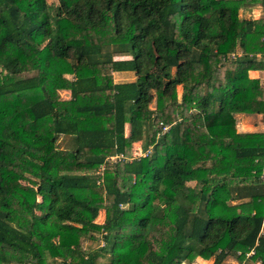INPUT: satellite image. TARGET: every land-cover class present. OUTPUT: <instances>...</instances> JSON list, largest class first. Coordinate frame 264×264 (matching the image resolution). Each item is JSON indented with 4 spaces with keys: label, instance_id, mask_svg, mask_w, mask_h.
Returning <instances> with one entry per match:
<instances>
[{
    "label": "trees",
    "instance_id": "obj_1",
    "mask_svg": "<svg viewBox=\"0 0 264 264\" xmlns=\"http://www.w3.org/2000/svg\"><path fill=\"white\" fill-rule=\"evenodd\" d=\"M257 3L0 0V264H264Z\"/></svg>",
    "mask_w": 264,
    "mask_h": 264
},
{
    "label": "rangeland",
    "instance_id": "obj_2",
    "mask_svg": "<svg viewBox=\"0 0 264 264\" xmlns=\"http://www.w3.org/2000/svg\"><path fill=\"white\" fill-rule=\"evenodd\" d=\"M49 3H51L53 6H56L58 4V0H48ZM264 14V7L261 4H249L245 7H243L240 10V16L242 18H246V19H252V18H257V17H261ZM118 58V57H116ZM264 72V71H263ZM33 73H26L24 74L25 76L27 75H32ZM125 76L123 78H120L117 74H114V80L116 82H120V81H126V80H135V74L133 72L129 73V74H124ZM251 76V75H250ZM261 80V83L264 87V73H262V76L259 77ZM182 91V86H179V92L181 96V92ZM60 95L62 99H68L70 98L71 94L70 91L68 90H61L60 91ZM154 105V104H152ZM236 119H237V129L238 131L241 132H264V115L263 114H246V113H239L236 115ZM129 130V125L127 126V131ZM57 143L60 147L66 148V147H71L72 146V141L70 139V137L68 136H60L57 139ZM133 151L135 152H140V148L139 146L136 144L133 147ZM189 185H195V182H189ZM41 201L42 197H40ZM104 217H105V211L102 210L98 216V218L96 219L97 222H103L104 221ZM97 238H83L82 239V245L84 248H94L96 247L99 242L96 241ZM52 261V260H50ZM214 262V259H210V260H206L203 259L201 257H198L193 263L191 264H212ZM189 264V263H186ZM223 264H240L238 262V260L232 256H229L224 262ZM247 264H250V261L247 262Z\"/></svg>",
    "mask_w": 264,
    "mask_h": 264
},
{
    "label": "crops",
    "instance_id": "obj_3",
    "mask_svg": "<svg viewBox=\"0 0 264 264\" xmlns=\"http://www.w3.org/2000/svg\"><path fill=\"white\" fill-rule=\"evenodd\" d=\"M125 73L126 74H129L131 72H128V71H125V72H115L114 74H117L120 78H123L125 76L124 75ZM262 73H264V72L261 71V70H251L250 71L251 77H256V78H259L260 76H262ZM126 81H129V80H126ZM126 81H120V82H126ZM130 81H132V80H130Z\"/></svg>",
    "mask_w": 264,
    "mask_h": 264
},
{
    "label": "built area",
    "instance_id": "obj_4",
    "mask_svg": "<svg viewBox=\"0 0 264 264\" xmlns=\"http://www.w3.org/2000/svg\"><path fill=\"white\" fill-rule=\"evenodd\" d=\"M168 129V126H165L164 127V130H167ZM124 156H123V154H117V155H114V156H110L108 159L110 160V161H115V160H117V159H121V158H123ZM251 253H253V252H251ZM251 253H249V254H251ZM257 264H260V262H258Z\"/></svg>",
    "mask_w": 264,
    "mask_h": 264
}]
</instances>
